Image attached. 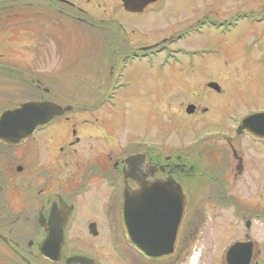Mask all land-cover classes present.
<instances>
[{
    "label": "flooded vegetation",
    "instance_id": "flooded-vegetation-1",
    "mask_svg": "<svg viewBox=\"0 0 264 264\" xmlns=\"http://www.w3.org/2000/svg\"><path fill=\"white\" fill-rule=\"evenodd\" d=\"M102 2L6 0L1 3L4 6L1 10L7 13L17 9L14 6L19 3L21 37L27 34L25 30L30 22H26V14L32 13L31 9L38 20L59 28L46 36L56 42V47L60 46L56 50L63 58H70V54L94 56L100 57L103 64L109 58V89L117 84L116 94L130 86L123 71L133 62H145L149 72L159 74L155 82L159 92L156 106L165 110L169 120L192 133L185 141L181 137L178 143L154 141L144 134L121 141L115 132L105 131L106 119L101 112H94L105 107L104 96L100 100L87 96L85 107L79 109L82 112L73 106L72 112L38 128L22 145H0V264H193L197 252L201 259L205 248L200 234L208 221L206 209L229 210L243 222L242 226H230L239 228V236L222 247L213 259L210 255V264H227L226 253L236 244H240L234 251L239 264H264V236L260 239L258 235L264 232V226L251 224L252 218L264 221V213H256L249 219L245 212H237L234 204L239 179L251 177L264 184V168L258 170L256 166L264 158V140L238 134L234 121L264 113V106L232 108L219 114L222 121L217 126L198 127L208 114L217 113L220 101L225 100L232 107L240 106L241 101L234 100L235 92H248L252 83L246 80L238 84L233 80L224 87V73L231 66L202 65L200 59L221 53L216 46H203L200 41L193 46L188 41L172 49L180 41L174 37L147 43L134 40L137 25L132 18L146 11L149 14L165 11L166 0H155L143 7L140 6L144 0H134L133 11L126 10L122 0L108 1L116 5L109 13L101 12ZM215 3L216 0H200L194 15L191 14L194 23L188 30L181 26L182 30L194 32L200 38L226 37L240 23L253 27V33L248 38L245 34L242 42L225 41L222 46L228 47L224 52L228 51L230 58L237 55L240 65L247 70L256 66L257 83L264 84V0L259 10H235L227 18L214 13L210 7ZM122 13L126 17L121 19ZM76 25L79 33L88 31L94 35L98 48H88L87 40L84 44L81 40L78 42L83 49H74ZM240 31L235 34L239 36ZM139 43L142 45L138 46ZM254 54L256 60L252 58ZM179 55L183 59H175L178 63L171 64L170 56ZM192 57H197L195 64L189 62ZM253 61L257 63L252 65ZM204 67L207 76L203 74ZM54 71L57 74L59 69ZM220 72L225 82L218 75ZM11 77L9 70L0 68V81L10 84ZM36 82L46 89L40 77ZM109 93L105 94V100ZM175 128L167 135H176L177 124ZM211 129L215 131L208 132ZM242 140L246 141L244 145ZM245 144L250 147L246 148ZM129 157H134L131 163L126 162ZM166 191L184 195L187 202L184 212L136 209L130 212L131 217H124L125 196L163 199L168 195ZM127 227L134 230V238L138 240L154 243L157 236L168 241L175 238L174 254L158 260L145 257L130 244Z\"/></svg>",
    "mask_w": 264,
    "mask_h": 264
},
{
    "label": "rangeland",
    "instance_id": "rangeland-1",
    "mask_svg": "<svg viewBox=\"0 0 264 264\" xmlns=\"http://www.w3.org/2000/svg\"><path fill=\"white\" fill-rule=\"evenodd\" d=\"M102 1L103 2L99 4L101 12L106 10V12L109 13L110 8L116 6L114 2L107 3L108 1L116 0ZM166 1L167 7L165 11L156 14H149L146 11L132 18L137 25L134 29V40L137 38L139 41L147 43L152 40L159 41L160 39L174 37L181 42L183 41L182 43L176 41L172 49L177 47L180 48V45L182 46L184 42L188 41H190L193 46H195L194 43L198 41H200L203 46H216L221 49V53L217 57L208 56L205 60L200 59V61H203L202 65L209 67L224 65L226 63L230 65L232 68L230 67L227 73H224V77H226V83L223 84L224 87H227L229 82H233V80L238 84L246 80L252 83L250 85L251 87H248V92L242 91V94L235 92L236 97L234 100L239 103L241 101L240 106L232 107L231 103L225 100L220 101L219 106H217L215 110L217 113L213 115L208 114L206 118H203L198 123V127L206 128V125L217 126V123H219L218 121H222L219 114L227 113L231 111L232 108L235 110L239 108L240 110H245L247 107L245 108L244 105L249 106L250 109L255 106H264V84L261 85L257 83V78L259 77L258 68L252 66L254 68H252L251 71L248 69V71L243 64L240 65L241 62L238 61L239 58H236L237 55L231 56L236 59V61H234L228 56V51L224 52L225 50H229L228 47L222 46L225 44V41L233 43L242 42L245 34H247L248 38L249 35L253 33V27L240 23L239 27L232 35L230 34L226 37L217 35L218 37L211 36L200 38L197 37L194 32L186 33L181 28L182 26L185 27V30L190 29V25L194 23L191 14L194 15L195 7L199 5L200 0ZM216 1L217 3L210 8L220 18H227L229 13L235 10H259L263 4V0ZM16 5L17 6L14 7L17 9H11L7 13L2 11L3 9L1 10L0 7V68L9 70L12 75L10 84H4L0 81V113L6 109L15 107L19 103L30 101L29 95L39 94V92L33 90L31 86H28V84L34 83L40 77L41 81H43L42 85L46 86L45 90L47 91V93L43 92L44 99L53 98V100L55 99L54 102L60 106L71 103L76 111H80L79 109L85 107L83 104L85 97L96 96L97 100H100V98L104 96L103 104L106 103L105 107H103V110L97 109L94 112H101L102 118L106 119L105 131L115 132L116 137L121 141L127 138L136 139L141 137L142 134L159 142L164 140L166 142L171 141L172 143L174 141L178 143L181 137H185L182 141L190 138L189 136L192 131H189V128L185 126L179 127L178 123L168 119L165 110L163 111L156 106L159 92L155 88V82L159 74L155 71L149 72L145 62H133L135 63L134 65L128 66L123 71L124 77L129 81L130 86L116 94L115 92L117 89L115 86L117 84H114L111 90L109 89V58L107 64H103V62L99 61L101 60L100 57L97 58L92 56L89 58L78 56L79 54H70V58L68 56L66 58L61 57V54L56 50L57 48L59 49L60 46L58 45L56 47V42L46 36V33H54L56 32L55 30L58 31L59 28L55 29V25L52 26L50 23L44 22V20H38L37 15L34 13V9H31L32 13L29 11V14H26V22L30 23L27 26V30H25L27 34L21 37L22 33L19 24L21 13L18 9L19 3ZM227 5H230V9H227ZM232 6L233 8H231ZM97 13L100 14L98 10ZM130 16L131 15H128V17ZM120 17L122 19L126 16L122 13ZM76 27L78 26L76 25L74 29V32H76L74 41L75 50L80 48L78 41L81 42V40L82 44L87 40L88 45H90L88 48L93 49L97 47V43H94L96 38L92 33L84 31V33L80 32V34ZM237 30H242L239 36L235 34ZM256 32H258V29ZM128 33H130V31H128ZM128 36L130 35L128 34ZM141 45L142 44L139 43L138 46ZM72 47L73 46H68L69 49ZM80 49H83V47ZM254 55L255 56L252 58L256 60V54ZM174 56H170V58H172L170 60L171 64L178 63V60L175 61V59H183L180 55L178 58ZM191 59L192 60H189V62L195 64L197 57H192ZM255 63H257V61H253L252 65ZM56 68L59 69L57 74L54 71ZM204 70H206L205 67L203 69V74L207 76L208 71ZM220 74L221 72L218 75L224 81L223 75ZM246 76L249 78H246ZM249 89L251 91H249ZM108 92H110V94L106 96L105 100V94ZM86 101L89 103V100ZM94 101L95 99L91 104H93ZM94 106L96 107L97 104ZM173 111L176 113L175 110ZM171 119H173L172 116ZM237 123V120L234 121L235 126H237ZM176 124L178 126L176 135H167L168 132L175 131ZM211 131H215V129H211L208 132ZM244 143H246V141L242 140L243 145ZM245 147L249 148L250 146L249 144H245ZM109 149L110 148H108V150ZM259 161H257L256 166L258 170H262V168H264L263 156ZM234 196L236 198L234 199L235 210L241 213L245 212L244 214L247 215V218L251 219L256 213H264V184L258 183L257 179L251 177L245 178V180L239 179L235 186ZM204 212H208V221L202 229L200 236L205 243V248L202 249L201 259L198 258L199 251L197 252V256H195V261H197V263L194 261L193 264H210L211 257L212 259L216 257L215 254L218 255L222 247L227 246L228 243L239 236V228L231 227L243 225V222L234 217L229 210L213 211L211 209H206ZM251 224L257 227L264 226V221L253 220L252 218ZM258 229L262 230V228H257L256 230ZM258 235L261 239V237L264 236V232L258 233Z\"/></svg>",
    "mask_w": 264,
    "mask_h": 264
},
{
    "label": "water",
    "instance_id": "water-1",
    "mask_svg": "<svg viewBox=\"0 0 264 264\" xmlns=\"http://www.w3.org/2000/svg\"><path fill=\"white\" fill-rule=\"evenodd\" d=\"M122 1L124 2L126 10L133 11L132 1L134 0ZM153 1L155 0H144V3L139 6L143 7ZM71 110V106L62 107L45 100H30L19 103L15 107L7 109L0 114V145L3 144L8 147L20 146L34 134L36 129L49 125L54 119L61 117ZM237 133L247 134L256 140H264V114L258 113L245 117L239 123ZM133 158L129 157L126 162L131 163L134 160ZM171 192L167 193L166 191L168 195L163 199H153L147 196L145 198L125 196L122 211L124 217H131L130 212H135L136 209L139 212H184L187 205L184 195L182 196V194ZM138 199V205H136L135 203ZM155 232L156 235L159 234V232ZM134 233V230L130 227L126 228V234L130 244L145 257L151 260H158L174 254L175 238L168 241L164 237L157 236V240L160 243H157L155 239V242L152 243V240H138L134 238ZM239 247L240 244H236L227 251V264H239L235 258L237 252H234ZM233 253H235L234 256Z\"/></svg>",
    "mask_w": 264,
    "mask_h": 264
}]
</instances>
